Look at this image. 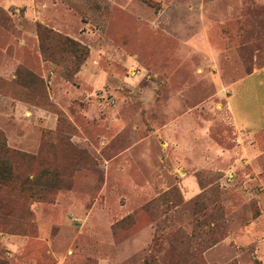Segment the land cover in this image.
<instances>
[{
	"label": "rangeland",
	"instance_id": "374dc122",
	"mask_svg": "<svg viewBox=\"0 0 264 264\" xmlns=\"http://www.w3.org/2000/svg\"><path fill=\"white\" fill-rule=\"evenodd\" d=\"M53 33L87 49L76 73ZM24 48L0 77V264H264V132L230 111L238 90L260 119L264 0H0V73Z\"/></svg>",
	"mask_w": 264,
	"mask_h": 264
},
{
	"label": "crops",
	"instance_id": "0c3cea01",
	"mask_svg": "<svg viewBox=\"0 0 264 264\" xmlns=\"http://www.w3.org/2000/svg\"><path fill=\"white\" fill-rule=\"evenodd\" d=\"M32 57H34V56H32V54L29 53L28 51H26V49L24 48L22 50L21 60L18 61L16 59H13V62H11L9 64H7V62H6V65H5L6 68L4 71H2L0 73V77L1 78L5 77L8 80L13 79L14 78L13 67L15 66V64L21 62V64L26 65V67H28L30 64L29 61L32 59ZM261 74H263V72H260V73L254 74V75L252 74V75L246 77V79H244L241 82V83L248 82V84H251L253 82V86L251 85L253 88H255L254 82H257L256 84H258V86L255 88V90L252 89L254 91V93H252L253 94V100L255 103L254 109L258 113V118H260L258 121V124H254L251 121V119L249 118L250 116L248 117V115H246L245 106H243L244 107L243 109L241 108V110H239L240 109L239 104L232 102L233 95H235V93H237L238 90L234 91L230 97V103H231V109H232V110L230 109V111L232 114L234 125H236V127L240 128L241 130H244L246 136H248L250 138H254L257 134L264 132V98H263V100L258 99L261 94H263L262 96H264V82H263L264 80H261V78H256L258 75L261 76ZM251 76L252 77L254 76L253 79L248 80ZM254 78L256 81L254 80ZM251 86L247 87V90L248 89L250 90L252 88ZM14 101L15 102L13 104V111H14L13 113H15V115H23V114L30 113L29 108L26 106L25 103L18 101V100H14ZM257 113H252V114L253 115L255 114V116H256Z\"/></svg>",
	"mask_w": 264,
	"mask_h": 264
},
{
	"label": "trees",
	"instance_id": "16d2710c",
	"mask_svg": "<svg viewBox=\"0 0 264 264\" xmlns=\"http://www.w3.org/2000/svg\"><path fill=\"white\" fill-rule=\"evenodd\" d=\"M50 32V31H47ZM51 33V32H50ZM52 36L57 40L58 43H60L61 45L63 44H68L71 48V55L73 57V67H74V73H76L81 64L83 63V61L85 60V58L88 55V51L86 48L81 47L80 45H78V43H76L75 41L69 39L68 37H61L59 35L56 34H52ZM42 54H43V50H41Z\"/></svg>",
	"mask_w": 264,
	"mask_h": 264
}]
</instances>
